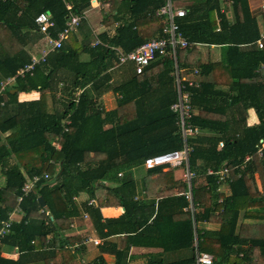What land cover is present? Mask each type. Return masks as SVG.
I'll return each mask as SVG.
<instances>
[{
  "label": "trees",
  "instance_id": "trees-1",
  "mask_svg": "<svg viewBox=\"0 0 264 264\" xmlns=\"http://www.w3.org/2000/svg\"><path fill=\"white\" fill-rule=\"evenodd\" d=\"M181 1L188 15L177 23L189 47L178 49L177 64L185 73L198 69L199 77L212 75L211 81L189 88L196 111L192 123L200 130L191 140L189 157L190 169L197 174L192 182L199 205L195 221L197 226L219 224L216 230L198 229V251L213 255L215 264H264V227L239 225L242 212L245 219L259 226L264 223V149L258 153L264 143V48L257 45L264 31L249 0ZM221 1L232 3L233 23L222 12ZM164 3L115 1L114 14L105 20L107 30L98 37L101 44L94 45L84 17L91 0H75L73 13L83 16L81 25L70 31L60 50L49 53L1 92L2 82L40 59L37 52L44 35L36 17L50 14L55 22L51 35L58 38L67 29L69 12L62 0H0V228L4 221L11 223L0 243L23 254L43 249L44 264L72 261L61 251L70 253L64 249L75 241L81 248L99 247L100 256L93 264H127L132 247L153 246H161L164 253L192 249L193 256L176 264L196 263L194 220L185 211L190 205L184 196L188 186L175 174L183 167H144L147 158L183 147L178 115L171 109L177 101L175 61L160 57L143 74L128 66L127 77L125 66H118V53L111 49L130 52L162 36L164 25L156 11ZM201 46L222 47L221 61L204 64ZM116 66L124 79L112 85L111 69ZM111 91L123 97L115 110L107 112L98 99ZM33 92L39 97L20 100L21 94ZM250 110H255L257 122H248ZM152 149L165 151L148 152ZM247 155H253L247 168L234 169ZM140 166L146 170L142 188L134 171ZM224 167L233 169L230 195L218 191L216 176L207 175L209 168ZM46 174L49 178L37 184L36 193H25L28 179ZM98 189L106 195L96 200ZM81 194L87 200L80 208L74 202ZM40 197L51 216L39 213ZM16 207L23 215L19 222L10 218ZM104 207H122L124 213L104 218ZM80 216L102 240L64 235L70 220ZM119 236H123L120 244L104 243ZM107 252L115 256L113 263L106 261ZM22 256L9 260L0 252V264H28ZM155 258L146 264H167Z\"/></svg>",
  "mask_w": 264,
  "mask_h": 264
},
{
  "label": "built area",
  "instance_id": "built-area-1",
  "mask_svg": "<svg viewBox=\"0 0 264 264\" xmlns=\"http://www.w3.org/2000/svg\"><path fill=\"white\" fill-rule=\"evenodd\" d=\"M62 1L65 3L69 12L66 22L67 29L63 33H60L58 38H53L51 35V29L55 27V22L52 16L48 13H41L38 15L35 22L39 31L44 35L43 45L38 50L39 52H37L40 53L38 54L40 55V59H34L32 64L25 65L16 73V75L9 77L5 82H2L1 92L15 84L18 76H24L26 72L32 70L34 66L40 62V60L44 61L49 53L60 50L63 47L64 42L67 40L70 31L76 30L81 25L83 16L73 13V6L69 0ZM156 14L162 19V24L164 25L162 29V36L154 38L130 52L120 51L116 47L112 46L111 49H114L118 53V66L132 63L137 74H143L145 69L160 57L169 56L175 61V71L173 75L175 78L177 101L171 106V109L178 115V126L183 140V147L180 150L170 151L147 158L144 162V167L147 170L155 167H164L166 169H174L178 167L184 168V182L188 186V191L184 194V196L190 203L185 210L190 212L193 216L195 226V264H215V258L213 255L198 251V229L201 231L207 228L202 226V224L197 226V222L195 221V215L199 211V205L194 202L192 182L197 178V174L190 169L189 165V157L193 149L191 140L200 134L199 128L192 123L195 110L192 103L193 94L189 88L199 87L201 84L200 80L197 78L200 71L198 69H194L192 74L189 75L186 74L184 70L180 69L177 64L178 49L189 47V43L181 33L180 26L177 21L178 19L186 17L188 13L184 7H176L175 0H165L164 5L156 11ZM97 44H101L98 38H96L94 42V45ZM257 45L261 49L264 48V34H262V37L257 41ZM79 97L80 93H76V102L79 101ZM65 123L70 124V121L67 120ZM65 130H68L67 127H65ZM263 149L264 143H262V147L258 150L260 155H262ZM252 160L253 155H247L243 162L239 166H235L234 169H240L243 171L252 162ZM232 170L233 169L229 167H224L219 171L209 168L207 170V175L216 176L219 185L227 183L230 184L233 181ZM43 178L48 179L49 175L46 174L44 177L35 176L33 179H29L24 187L25 193L32 191ZM91 203H93V201H91ZM10 224L11 223L9 221L1 223L0 239H2L5 234L9 232ZM98 242L99 241H96V243Z\"/></svg>",
  "mask_w": 264,
  "mask_h": 264
},
{
  "label": "crops",
  "instance_id": "crops-1",
  "mask_svg": "<svg viewBox=\"0 0 264 264\" xmlns=\"http://www.w3.org/2000/svg\"><path fill=\"white\" fill-rule=\"evenodd\" d=\"M69 1L71 2L72 6H73V2L75 0H69ZM115 1H116V3L119 2V0H91V7L85 11L84 17H85L88 25L90 26L91 32H92V36H91V43L92 44H94L96 38H98L101 33L105 32L107 30L106 26H105V20H106V17L114 14ZM249 2H250V7L252 10V13L254 16H256L259 25L262 27V32H263L264 31V0H249ZM221 4H222V12H225L227 14L228 20L231 23H233V16H232V11H231L232 10V3L230 2L229 4L225 5L223 3V1H221ZM113 28H114V26L111 28V30H113ZM112 34H113V32H112ZM200 50L202 53V61L204 64H208L209 62H213V63L219 62L222 59V47H220V46H201ZM30 52L32 54H35V50L33 48L30 49ZM127 65H129V64H125L123 66H127ZM123 66H121V67H123ZM129 66L132 68L134 67L133 64L129 65ZM121 67L116 66L115 68L111 69V73L113 74V79H112L113 83H111L112 85H114V81L124 79L123 78L124 73H123V71L120 70ZM191 73H192V71H186V74L190 75ZM129 76H130V74H128L127 77H129ZM127 77H125V79ZM200 77L198 76L197 78L200 79V81H202V82L212 80V75H209L208 77H204V76H200ZM219 88L220 89H226L227 87L226 86H222V87L219 86ZM30 95H33V93L28 94V95L27 94H21L20 100H22L21 99L22 97L24 98L23 100L36 99V98H29ZM110 95H112L114 98H110ZM26 96H28V97H26ZM38 97H39V95H38ZM122 97H123L122 94H120L118 96L117 93H115L114 91H111V92L106 93L102 97H100L98 99V103L103 102L104 103L103 107L105 108V110L107 112H109V111L115 110L118 107L119 100L122 99ZM113 103L116 105L113 106ZM108 104H111V106L109 108H107ZM105 105H106V107H105ZM195 113H196V111H195ZM247 120L249 123L257 122L258 116H257L255 110L249 111ZM145 150H147V149H145ZM258 150H260V149H258ZM140 151L143 153L142 149H140V150L136 149V152L141 153ZM164 151H165V149H159V150L158 149H152L148 152H151V153L161 152L162 153ZM144 152H146V151H144ZM138 170L143 171L142 176L137 175L135 177L138 179V183L140 185L141 182L143 181V178L146 175V170L144 169L143 166H140V167L136 168L134 171L137 172ZM167 170H169V169H167ZM183 170H184V168H183ZM183 170L179 169L176 171L175 174H176L177 180H181L183 183H185L184 182L185 170L184 171ZM135 175H136V173H135ZM255 179H256V183H257L259 189H261V182H260L261 180H260V176L258 173L255 174ZM140 187L142 188V184L140 185ZM218 191L221 193H224L225 195H230V193H231L228 183L219 185ZM181 196H182V193H181ZM102 197H103V195H101V193H96L93 198L98 200L99 198H102ZM141 198L145 199V195H144L143 191L141 194ZM86 200H87V195L81 194L78 197L77 201L74 202V205L81 208V205ZM157 201H159V200L157 199ZM57 202H58V200L56 201V203ZM57 209L59 211H68V210H66V208H63V210H62V208H57ZM46 210H48V212H49V209H46ZM251 210L257 211L258 209H251ZM12 213H13V215L14 214L16 215V217L14 219H12L14 222L15 221L19 222L21 220V218L23 217L21 212L17 213V207L14 210V212H12ZM101 213L103 214L104 218H118L124 213V209L122 207H104V208H101ZM239 225L246 228V229H248V228L249 229H255V228H263L264 227V223H263V226H261V225L259 226L258 222H256V221H254L252 219H245L244 218V212L241 213V217L239 219ZM202 226H205L207 229H214V230L219 228V224L203 223ZM63 233H65L64 235H67V236L76 235V237H78V236L81 237V235H85L86 237L90 236L94 239H101L99 236L101 234L96 232L94 227L91 225V223H89L88 221L83 219L81 216L79 218L71 219L69 228H67V230H65ZM122 238H123V236L108 238L107 240H104L105 241L104 243L115 242V243L120 244ZM74 243L76 245L74 244V245H72V247H67L64 249V250L69 251L70 253L61 251L62 257L67 256L72 260V261H69L67 264H93L92 262L98 256H100L99 247H96L93 244H88L87 247L81 248V247H78L79 242L75 241ZM0 252H1V256L4 259H9V260H18L20 258V256L23 255L22 257H24V260L28 264H44L43 258L46 257V254H43V253H45V252H43V249H41V251L33 250V253L28 252V253L23 254V253L19 252V250L17 248L12 247L6 243L5 244L0 243ZM192 252H193V250H192ZM37 253H39V254H37ZM188 253H190V249H188V248H184V249L177 250L174 252L164 253L163 250L161 249V246H153L150 248H148V247H144V248L143 247L142 248L141 247H132L131 251H130L129 258L127 260V264H146L151 260V257H153V256H156V258H155L156 260L164 261L167 264H171V263L176 264V263H180L184 260L189 259L190 255H188ZM72 256H73V258H72ZM104 257L108 263H113L115 261V256L109 252H107L104 255Z\"/></svg>",
  "mask_w": 264,
  "mask_h": 264
},
{
  "label": "rangeland",
  "instance_id": "rangeland-1",
  "mask_svg": "<svg viewBox=\"0 0 264 264\" xmlns=\"http://www.w3.org/2000/svg\"><path fill=\"white\" fill-rule=\"evenodd\" d=\"M175 6L176 7H178V6H185V3L183 2V1H181V0H178L177 2H175ZM129 65H132V63H129ZM129 65H127V66H125L124 68H123V71L126 73V75H128V74H130V72H131V70H129V68H128V66ZM38 93L37 92H33V95H30L29 96V98H37L38 97ZM58 95H60V94H58ZM113 95V94H112ZM112 95H110V98H114ZM120 94H118V96H119ZM26 97H28V96H26ZM61 97V96H60ZM22 100L24 99L23 97L21 98ZM109 103V102H108ZM115 103V102H114ZM113 103V106H115L116 104H114ZM99 104H100V106H103L104 105V103L103 102H99ZM111 106V104H108L107 105V108H109ZM105 107H106V105H105ZM57 147H59V146H57ZM136 173V176L138 175V176H142L143 175V171H141V170H138L137 172H135ZM260 176V175H259ZM137 179V178H136ZM261 182V181H260ZM96 193H101V195H106V193H105V190H103V189H98L97 190V192ZM39 213L40 214H43V215H45L46 217H48V215L45 213V210H44V206H42V207H39ZM19 211H18V209H17V213H18ZM20 213V212H19ZM16 217V215L14 214L13 215V213H11V217L10 218H12V219H14ZM188 255H190V257L191 256H193V252H192V250H190V253H188Z\"/></svg>",
  "mask_w": 264,
  "mask_h": 264
},
{
  "label": "clouds",
  "instance_id": "clouds-1",
  "mask_svg": "<svg viewBox=\"0 0 264 264\" xmlns=\"http://www.w3.org/2000/svg\"><path fill=\"white\" fill-rule=\"evenodd\" d=\"M29 180V179H28ZM28 180H27V182H28ZM43 180H45V179H43ZM37 186V185H36ZM30 192H34V193H36L37 192V188L35 187L32 191H30ZM29 192V193H30ZM28 193V194H29ZM44 200V199H43ZM92 201H94V200H92ZM40 205H41V203H40ZM41 207H42V205H41ZM44 210H45V213L48 215V217L49 216H51V214H50V212H48V210H46V205L44 206Z\"/></svg>",
  "mask_w": 264,
  "mask_h": 264
},
{
  "label": "water",
  "instance_id": "water-1",
  "mask_svg": "<svg viewBox=\"0 0 264 264\" xmlns=\"http://www.w3.org/2000/svg\"><path fill=\"white\" fill-rule=\"evenodd\" d=\"M39 202L41 203L42 206L46 205L42 197L39 198Z\"/></svg>",
  "mask_w": 264,
  "mask_h": 264
}]
</instances>
